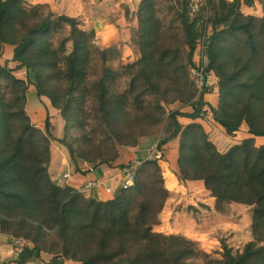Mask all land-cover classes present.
<instances>
[{
	"label": "trees",
	"instance_id": "1",
	"mask_svg": "<svg viewBox=\"0 0 264 264\" xmlns=\"http://www.w3.org/2000/svg\"><path fill=\"white\" fill-rule=\"evenodd\" d=\"M256 3L262 16L243 12ZM131 5L121 10L140 57L125 62L117 46L98 51L78 19L49 3L0 0V62L6 57L0 63V234L25 242L17 257L22 264H264V145L256 144L264 138V0ZM202 46L218 108L191 78ZM32 95L55 111H45L43 128L30 117ZM209 113L228 138L243 128L249 138L222 153L198 122ZM60 117L56 138L53 122ZM152 137H159L158 154L178 143L180 185L202 183L215 213L227 217L234 205L250 207L251 241L234 250L219 233L215 257L198 242L157 231L171 197L159 164L165 154L138 167L133 187L109 182L107 200L99 199L101 190L86 200L72 186H59L47 168L54 141L81 172L85 164L132 166L122 164L121 149Z\"/></svg>",
	"mask_w": 264,
	"mask_h": 264
},
{
	"label": "rangeland",
	"instance_id": "2",
	"mask_svg": "<svg viewBox=\"0 0 264 264\" xmlns=\"http://www.w3.org/2000/svg\"><path fill=\"white\" fill-rule=\"evenodd\" d=\"M48 1L50 2V0ZM58 1L65 3L72 2L70 4V10L61 12L78 19L79 27L84 32L90 33L91 40L98 51L117 46L123 53L125 62H130L140 57L138 38L135 34L130 32V27L126 23L124 14L121 10L122 4H132L134 6L132 8H135L139 0H79L80 3L73 2L74 0ZM43 2L47 3L46 0H41L39 3ZM259 10L262 11L261 6H256L255 4V7L249 8L248 12L253 15L254 11L257 12ZM5 62L6 57L3 58L0 63L4 65ZM17 75L19 77H24L21 73ZM211 76L213 77L215 83V93L214 96H207L205 100H207V102H209V104L213 107L218 108L220 99L216 89L217 82L215 76ZM34 99V95H32V102L30 103V106L36 105L37 109L30 111L31 107H28L30 117L33 123L36 125L39 124L43 127L46 116L45 111L48 109L38 100L33 101ZM48 101L45 100L44 102L48 106L51 114L54 115L55 111L51 108L50 101ZM187 112H191V110L186 109L185 113ZM31 114L36 119L32 118ZM61 120L62 119L60 117L59 120L55 119L53 122L55 125L53 127V133L56 138L61 136ZM181 122L186 124L183 120ZM202 122L203 126L205 125V127L210 131L212 141L217 145L218 149L222 153L228 151L233 145L239 144L244 138L243 131L237 134V136L233 139L228 138L222 128L214 122L211 113H209V115H207ZM52 147L59 150L54 153V155H56L55 160L59 163H62L63 160H65L61 166V170L66 171L67 169H72L71 166H68L71 162L69 153L67 157V149L56 141L53 142ZM53 151H55V149H53ZM61 155H63V159ZM161 155L164 156V154ZM151 157L153 156L149 154L148 159H154ZM161 160L166 163H161L160 165L165 179L169 174L168 171L172 170L171 163L173 160L171 158H166V160L162 158ZM47 168L49 173L51 171L53 174L54 168L48 166ZM59 172L60 173H58V171L55 172L56 179H58L62 174V171L59 170ZM164 173L166 174L164 175ZM58 182H60V180H58ZM64 182V180H61V185L64 184ZM193 190L194 191L191 192L189 198L183 201L179 210H175L174 207L170 208L169 205L167 206L168 211H165L164 213L171 214V211L175 210L179 213V217L177 215L175 217L173 216L172 219L168 221L166 230H164L165 233L182 235L194 242H198L206 253L212 254L215 257H218L215 255V252H221L220 242L217 239L219 233H221V235L228 240V243L234 248V250L241 249L245 244L252 240V213L250 207L234 205L232 214L227 217H223L215 212H211L210 210L208 211L204 205H201V202H206L207 204L212 203L213 206H215L213 201L210 199L211 197H209L210 195H203L204 191L200 187L194 188ZM193 195H196V198H192ZM189 203L197 205L198 209L195 208V212H187ZM168 217H170V215H168ZM160 227L157 228V231ZM14 252L15 248L12 245V240H8L7 237L0 234V264L9 263L15 256Z\"/></svg>",
	"mask_w": 264,
	"mask_h": 264
},
{
	"label": "crops",
	"instance_id": "3",
	"mask_svg": "<svg viewBox=\"0 0 264 264\" xmlns=\"http://www.w3.org/2000/svg\"><path fill=\"white\" fill-rule=\"evenodd\" d=\"M28 1L31 2V3H35L36 4V3H39L41 0H28ZM46 1H47V3H49L51 5V7L55 11H60L61 12V11H65V10L67 11V10L71 9L70 4L72 2L71 3H65V2H59L58 0H50V2L48 0H46ZM73 2L80 3L79 0H74ZM259 5H260L259 3H256V6H259ZM248 10H249V8L243 7V12L244 13L249 14ZM253 15L262 16V11L261 10H259L257 12L254 11ZM10 58H11V53H8V59H10ZM35 100L37 101V99H34L33 101H35ZM45 100L48 101L47 99H43L42 101L38 100V101L40 103H43L45 105V107H47V109L49 110L48 106L44 102ZM30 107H31L30 111L33 110V109L34 110L37 109L36 105L30 106ZM31 116H32V118H34L32 114H31ZM34 119H36V118H34ZM182 120L185 121L186 124L191 123V121L188 120V119H181L180 121H182ZM198 122H200V121H198ZM38 126L40 128H43L39 124H38ZM204 128H205V130L208 133H210V131L205 127V125H204ZM222 130L224 131L223 128H222ZM242 131H243V136H244V138L242 139V141H243V140L249 138V135L247 134V129L246 128H243ZM158 141H159V137L143 138V139H141L139 141V146L137 148H133V149L122 148V150H121L122 164L128 165L129 163H134V164H140L141 165L143 162L149 160L148 159L149 151H150V149H155L156 148V145H157ZM256 144H257V146L264 145V138H256ZM177 146H178V143L170 144L166 148V151L164 153L167 159L171 158L173 160L172 163H171L172 170L168 171V173L174 176V179L165 178L166 179L165 180L166 188L170 191L171 197L166 203L165 209H164V211L162 213V216H161L162 225H161L160 229H158V232L162 231L161 233H164L166 235H172L171 233H165L164 232V230H166V226L168 224V221L170 219H172L173 216L175 217L177 215L179 217V213L176 212L175 210H177L183 204L184 200H187L189 198V195H191V192L194 191L193 190L194 188L200 187L204 191L203 195H209V193L204 189L202 183H189L186 187L180 185V183H179V181H178V179L176 177V173L178 171V169H177V160H178V157H179L178 151L176 149ZM53 149H55V151H53ZM57 151H59L57 148L52 147L53 159L49 163L48 167H53L54 168L53 169V174L50 171V173H51L50 175H51V177L54 179V181L59 186H72L73 188L77 189V188L83 186L87 181L97 180V181H102V182L109 181L111 186H113L114 188L120 187V185L122 183V175H121V171L122 170L112 169V168H109V167H100L98 169L92 170L91 168H89L88 165L85 164V165H81L80 166L81 172H78L76 170L75 165L71 164L72 162L71 163L68 162L69 163L68 166H71L72 169H67L66 171L65 170H61V166H62V164H63V162L65 160H63L62 163H59V162H57L55 160L56 155H54V153H56ZM161 154L162 153H160V155ZM61 156H62V159H63V155H61ZM67 157H68V152H67ZM160 158H161V156H160ZM154 159H156V158H154ZM159 163H160V165H161V163L162 164H166V163H164L162 161H160ZM59 170L62 171V174L60 175V177L58 179H56L55 178L56 177L55 172L58 171V173H60ZM85 171H89V172L85 174V173H83ZM66 173L70 174V179L66 183L64 182V184L61 185L62 177ZM165 174L166 173H164V175ZM58 180H60V182H58ZM98 197H99L100 200L109 199V197L107 195H105V193L103 191L98 193ZM192 198H196V195H193ZM210 199L215 204V200H213L212 198H210ZM168 205L170 206V208L171 207L175 208V210L171 211V214L164 213L165 211L166 212L168 211L167 210V206ZM190 205L193 206L194 208H197V205H192L191 203H189L188 206H190ZM201 205H204V207L205 206L209 207L211 209V212H214L213 211L214 210V206H213L212 203H208L207 204L206 202H201ZM168 215H170V217H168ZM21 250H16L15 249V252H14L15 256L13 257V259L16 256L18 257V254H19V252Z\"/></svg>",
	"mask_w": 264,
	"mask_h": 264
},
{
	"label": "built area",
	"instance_id": "4",
	"mask_svg": "<svg viewBox=\"0 0 264 264\" xmlns=\"http://www.w3.org/2000/svg\"><path fill=\"white\" fill-rule=\"evenodd\" d=\"M210 67V57L208 55V49L206 47H201L200 51L197 52L195 65L191 70V78L194 81V84L197 90L200 93L207 96H214V79L208 74V69ZM207 101V100H206ZM149 154L152 155V158H160V154L156 152L155 149H150ZM140 164H133L128 166L121 171L122 175V186L124 189H129L134 186L136 179V170ZM70 179V174L66 173L63 175L62 180L67 182ZM96 190H101L105 192V195H111L112 192L109 188V181L102 182L97 180L87 181L83 186L77 188V191L83 196L84 199L90 200L94 197ZM25 242L22 240L13 239L12 245L16 250H21L24 247ZM9 264H22L17 260V256L9 262ZM23 264H44L38 261H31Z\"/></svg>",
	"mask_w": 264,
	"mask_h": 264
},
{
	"label": "bare ground",
	"instance_id": "5",
	"mask_svg": "<svg viewBox=\"0 0 264 264\" xmlns=\"http://www.w3.org/2000/svg\"><path fill=\"white\" fill-rule=\"evenodd\" d=\"M167 178H168V179H174V176L171 175V174H168Z\"/></svg>",
	"mask_w": 264,
	"mask_h": 264
}]
</instances>
